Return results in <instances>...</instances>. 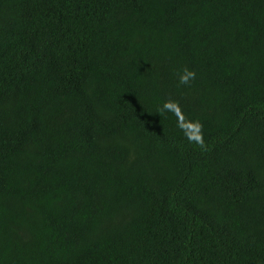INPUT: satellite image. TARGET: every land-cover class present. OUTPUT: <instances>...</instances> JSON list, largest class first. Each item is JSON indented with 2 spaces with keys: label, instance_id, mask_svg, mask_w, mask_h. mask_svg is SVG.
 Returning <instances> with one entry per match:
<instances>
[{
  "label": "trees",
  "instance_id": "16d2710c",
  "mask_svg": "<svg viewBox=\"0 0 264 264\" xmlns=\"http://www.w3.org/2000/svg\"><path fill=\"white\" fill-rule=\"evenodd\" d=\"M0 264H264V0H0Z\"/></svg>",
  "mask_w": 264,
  "mask_h": 264
},
{
  "label": "clouds",
  "instance_id": "9594fccd",
  "mask_svg": "<svg viewBox=\"0 0 264 264\" xmlns=\"http://www.w3.org/2000/svg\"><path fill=\"white\" fill-rule=\"evenodd\" d=\"M195 79V73L192 71L185 70L184 74L180 77V83L188 85L191 80Z\"/></svg>",
  "mask_w": 264,
  "mask_h": 264
}]
</instances>
